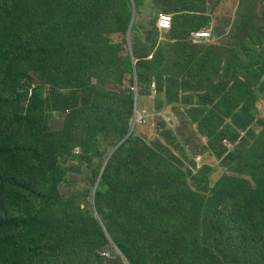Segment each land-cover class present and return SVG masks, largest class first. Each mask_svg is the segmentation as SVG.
Segmentation results:
<instances>
[{"label": "rangeland", "instance_id": "rangeland-1", "mask_svg": "<svg viewBox=\"0 0 264 264\" xmlns=\"http://www.w3.org/2000/svg\"><path fill=\"white\" fill-rule=\"evenodd\" d=\"M152 2L0 0V264H264V0Z\"/></svg>", "mask_w": 264, "mask_h": 264}, {"label": "crops", "instance_id": "crops-1", "mask_svg": "<svg viewBox=\"0 0 264 264\" xmlns=\"http://www.w3.org/2000/svg\"><path fill=\"white\" fill-rule=\"evenodd\" d=\"M132 1H134L133 4L135 6H137L135 0H132ZM152 1L153 0H140V3L138 4V7L136 9L135 8L132 9L131 11H133V12L130 13L131 2H130V0L129 1L127 0V9L128 10L123 12V15L126 16L125 17L126 18V21H125V24H126L125 32L126 33H132L134 25L136 24V26H137V21L134 19V14L136 13V17L139 16V15H142L143 11H144L143 8H145L146 6L150 5V2L152 3L151 5H154ZM135 10H137V11H135ZM148 16H149V19L154 20L155 15H153L152 12L149 13ZM158 18H159V15H158ZM156 22H158V21L156 20ZM155 26H156V28L158 30L157 24ZM116 35H118V34H116Z\"/></svg>", "mask_w": 264, "mask_h": 264}, {"label": "built area", "instance_id": "built-area-1", "mask_svg": "<svg viewBox=\"0 0 264 264\" xmlns=\"http://www.w3.org/2000/svg\"><path fill=\"white\" fill-rule=\"evenodd\" d=\"M158 29L161 31H169L173 26V18L170 14H160L157 22ZM198 39L204 40L209 38V34L196 33Z\"/></svg>", "mask_w": 264, "mask_h": 264}, {"label": "trees", "instance_id": "trees-1", "mask_svg": "<svg viewBox=\"0 0 264 264\" xmlns=\"http://www.w3.org/2000/svg\"><path fill=\"white\" fill-rule=\"evenodd\" d=\"M162 206H163L164 208H169V207H170V205H168V204H162ZM221 215H222V214H221ZM164 217L169 219V217H168V213H166V214L164 215ZM220 219H221V217H220ZM223 223H226V222L224 221ZM227 230H228V229H227ZM209 242H210V241H209ZM209 242H208V243H209ZM228 244H229V243H226V244H224V243H223V244H220L219 249H220V250H226L227 248H229ZM118 245H119V248H120L122 251H124V247H123L120 243H118ZM213 250H214V248H207V250L204 251V255H205V256H208V255L212 254ZM216 255H217V253H215L214 257H215ZM205 262H207V261H205Z\"/></svg>", "mask_w": 264, "mask_h": 264}]
</instances>
